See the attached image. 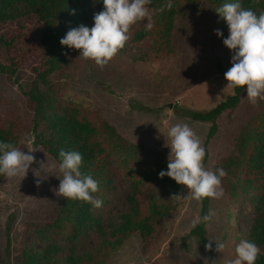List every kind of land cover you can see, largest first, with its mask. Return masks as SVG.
<instances>
[{"label": "rangeland", "instance_id": "rangeland-1", "mask_svg": "<svg viewBox=\"0 0 264 264\" xmlns=\"http://www.w3.org/2000/svg\"><path fill=\"white\" fill-rule=\"evenodd\" d=\"M181 3L184 7L175 20L170 52L157 56L147 40L119 49L103 67L75 52L51 80L66 104H77L93 113L94 119L101 116L128 141L168 156V128L188 124L205 148L204 167L215 171V166L234 152L243 127L261 111V100L251 105L243 91L238 107L216 120L212 137L211 123L181 116L189 110L208 112L234 94L224 77L231 67L232 53L213 31L220 29L227 37L220 26L221 18L207 3L195 1L188 8L185 0ZM146 23L145 19L132 25L128 37ZM142 55L146 59L138 60ZM45 61L36 18L0 24V63L9 68L0 73V127L8 122L19 124L23 137L17 148L31 150L36 158L24 178L6 177L0 185V264H21L25 249L44 248L46 242L39 239L35 229L53 222L64 199L56 192L59 164L33 143L32 111L24 93L36 76L35 69H43ZM36 161L47 163L48 169L39 186L32 171L39 169ZM117 185L118 193L110 203L95 208V214H103L105 226L125 209L127 186L122 170L117 173ZM208 199L204 215L209 209L213 215L203 221L206 243L190 235L196 225L193 221L201 216L202 201L193 200L185 187L178 206L158 222L150 239L133 234L105 264H230L236 258L241 235L251 226L254 207L245 197L231 198L224 189L219 199ZM215 241L223 243L222 252L215 250ZM97 242L96 236L85 235L79 251L93 250ZM206 244L211 247L206 248Z\"/></svg>", "mask_w": 264, "mask_h": 264}, {"label": "trees", "instance_id": "trees-1", "mask_svg": "<svg viewBox=\"0 0 264 264\" xmlns=\"http://www.w3.org/2000/svg\"><path fill=\"white\" fill-rule=\"evenodd\" d=\"M195 1L207 3L214 10L223 3L235 2L185 0L187 8ZM165 2L151 0L147 7L152 13L153 29L146 31L144 26L131 32L120 50L148 40L157 56L163 51H171L175 20L184 5L181 0H173L171 8H162ZM239 2L243 8L251 9L257 15L264 12V0ZM103 8L102 0H0V24L34 17L40 26L41 47L46 61L43 69H35L36 76L29 90L24 92L32 111L30 125L34 145L58 164L60 149L79 151L82 154L80 170L98 181L99 190L92 195L104 205L118 193L117 173L121 170L127 186L125 209L113 216L106 226L103 214H95L90 203L64 198L53 222L35 229L46 245L42 250L25 249L21 264H105L109 256L133 234L138 233L145 241L150 239L158 222L178 206L179 197L185 190V186L178 185L170 177L158 176L161 170H167V154L132 143L101 116L94 119L93 113L89 114L77 104H66L51 80V76L68 63L71 53H79V50L62 46L60 39L70 28L81 24L92 27L93 15ZM220 26L228 36V26L222 18ZM145 55L138 60H145ZM8 70L0 63V73ZM243 91V88H234L233 95L208 112L189 110L181 116L211 123L209 137H212L216 131V120L224 112L238 107ZM22 137L19 124L15 122L0 127V141L18 147ZM218 167L226 172L221 178L224 191L235 200L245 197L254 207L251 226L241 239L256 243L264 253V100H261V111L243 127L234 152L223 158L215 169ZM5 178L0 175V185ZM201 201L200 218L207 211L209 199ZM85 235L96 236L98 242L93 250L80 252L81 238ZM190 235L197 237L200 243H206L203 221L196 223ZM255 264H264V254Z\"/></svg>", "mask_w": 264, "mask_h": 264}, {"label": "clouds", "instance_id": "clouds-1", "mask_svg": "<svg viewBox=\"0 0 264 264\" xmlns=\"http://www.w3.org/2000/svg\"><path fill=\"white\" fill-rule=\"evenodd\" d=\"M104 8L93 15V25H79L70 28L60 39L62 46L79 50V57L94 61L103 67L124 47L128 40L130 27L139 21L147 20L145 30L154 27L152 13L147 7L151 0H102ZM173 0H166L162 8H171ZM228 26V36L223 37L220 29H214L217 37L231 50V67L224 73L229 89L243 88L249 104L256 105L257 99L264 100V12L258 15L251 9L241 6L239 0L223 3L215 9ZM166 146L170 149L167 170L158 173L173 179L178 185L187 188L188 194L196 201L204 198L219 199L223 196L221 178L226 175L222 167L215 171L204 167L205 148L199 137L186 123H176L168 128ZM59 172L61 175L56 192L67 200H78L100 208L103 202L92 194L99 190L98 181L90 174H84L80 168L82 154L79 151L59 150ZM36 160L32 151L25 152L12 143L0 141V175L8 178L26 176L30 166ZM39 169L33 168L37 186L47 178V163L36 161ZM42 173L45 175L42 177ZM179 196V195H177ZM213 215L209 209L207 215L193 223L208 221ZM212 241V240H210ZM211 247L210 244L205 245ZM224 245L215 241V250L222 252ZM236 258L230 264H255L261 254L259 246L249 240L241 239L235 247Z\"/></svg>", "mask_w": 264, "mask_h": 264}]
</instances>
